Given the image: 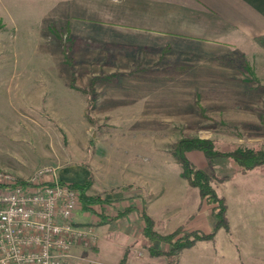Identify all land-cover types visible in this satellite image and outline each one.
<instances>
[{"label": "rangeland", "instance_id": "obj_1", "mask_svg": "<svg viewBox=\"0 0 264 264\" xmlns=\"http://www.w3.org/2000/svg\"><path fill=\"white\" fill-rule=\"evenodd\" d=\"M1 24L0 169L18 178L47 166L59 175L81 172L90 179L87 195L116 197L111 204L89 203L90 212L77 214L82 233L64 264H102L100 241L111 232L97 228L127 206L146 211L154 200L161 213L165 205L183 207L199 198L173 157L178 140L206 138L224 151L264 147L262 51L224 52L182 42L128 53L119 45H90L55 24L47 38ZM187 156L212 181L236 167L199 149ZM185 214L173 210L168 224L159 221V232L167 234ZM146 241L139 247L147 254ZM151 256L158 264H177L179 255Z\"/></svg>", "mask_w": 264, "mask_h": 264}, {"label": "crops", "instance_id": "obj_2", "mask_svg": "<svg viewBox=\"0 0 264 264\" xmlns=\"http://www.w3.org/2000/svg\"><path fill=\"white\" fill-rule=\"evenodd\" d=\"M0 19L6 29L23 27L46 38L52 24L67 27L90 45H119L127 47L128 53L161 50L182 42L204 43V47L215 46L224 52H264L255 41L264 36V0H0ZM235 166L224 180L212 181L225 198L229 228L221 227L212 239L198 240L183 249L177 264H264V165L248 171ZM60 177L73 183L84 182L88 176L80 172L61 173ZM112 195L103 198L111 204L116 199ZM133 207L128 214L97 228L99 233L111 232L100 241L102 264H118L126 254V264H158L139 247L147 242L140 216L144 209ZM182 209L185 217L173 221L164 232L180 226L188 231L214 229L211 207L202 203L200 195L191 205L186 202L172 209L165 205L161 213H156L153 200L146 212L159 231V221L165 226L171 221L169 214Z\"/></svg>", "mask_w": 264, "mask_h": 264}, {"label": "built area", "instance_id": "obj_3", "mask_svg": "<svg viewBox=\"0 0 264 264\" xmlns=\"http://www.w3.org/2000/svg\"><path fill=\"white\" fill-rule=\"evenodd\" d=\"M86 210L81 191L52 166L28 178L0 169V264H64Z\"/></svg>", "mask_w": 264, "mask_h": 264}, {"label": "trees", "instance_id": "obj_4", "mask_svg": "<svg viewBox=\"0 0 264 264\" xmlns=\"http://www.w3.org/2000/svg\"><path fill=\"white\" fill-rule=\"evenodd\" d=\"M2 24L0 25V27ZM255 41L264 48V36L255 38ZM193 149L203 150L209 159L224 158L236 164L242 171L251 170L257 166L264 165V147H243L238 146L230 151H224L216 148L215 143L210 139L200 138H182L178 140L172 150L174 159L182 166V176L188 181L189 185L199 190L202 201L211 207L212 215L215 219L214 229L210 232L194 230L189 233H182L183 227L180 226L170 233L163 234L155 229V220L145 211H140L141 220L143 222V235L149 241L147 245L149 251L153 255L174 256L188 247L193 246L198 240L212 239L217 230L221 227L229 228L228 219L226 216V201L225 198L218 194L212 184L211 176L204 170L193 165L187 156V152ZM225 176L223 179H225ZM71 185L81 191L82 199L85 207H89V203H99L108 201L99 196L87 195L86 190L90 185V179L87 178L84 182H73ZM134 209L133 206H127L120 211L114 218H119L128 214ZM155 241H163L170 244L171 248L167 251L160 250L155 246ZM126 255L123 260H126Z\"/></svg>", "mask_w": 264, "mask_h": 264}]
</instances>
